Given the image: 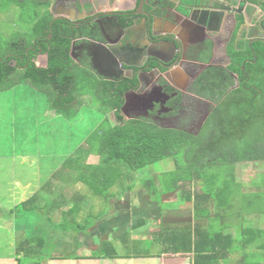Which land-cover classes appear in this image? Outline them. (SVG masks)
<instances>
[{
  "label": "trees",
  "instance_id": "obj_1",
  "mask_svg": "<svg viewBox=\"0 0 264 264\" xmlns=\"http://www.w3.org/2000/svg\"><path fill=\"white\" fill-rule=\"evenodd\" d=\"M246 2L264 13V0ZM49 7L50 2L44 0H0V14L12 12L14 20L11 21L20 27L9 36L0 34V93L10 92L17 98L21 87L28 89L25 95L45 93L48 102L45 111H54L58 117L71 121L76 114L74 108L81 104L79 98L85 93L83 83L90 82L96 96L99 97V92L103 95V106L113 111L115 122L105 118L64 159L60 169L51 175L52 180L42 188L50 192L51 182L58 180L68 184L82 183L95 197L107 201L116 196L110 193L112 188L125 185L131 188L140 173L149 172L151 167L171 158L174 168L163 174V193H175L183 182L204 188L203 195L189 193L178 200L192 203L194 220L206 221L207 227L169 225L154 239L140 240L130 249V234L127 233L122 241L128 244V253L132 254L128 256L142 263L147 261L144 264L159 262L168 254L186 256L190 264H264V229L244 221L246 216H264V175L253 191L244 189L235 176L239 163L264 162V39L251 41L243 29L244 17L238 16L227 46L230 64L226 68L207 69L195 82L194 93L213 101L215 106L198 134H192L162 128L146 119L126 120L121 112L125 94L138 89V78L119 83L100 80L92 71L90 60L82 63L73 60L70 55L73 42L83 37L98 38L96 28L67 25L65 21L54 19ZM132 23L131 20L122 26ZM41 55L47 57L46 67L37 65ZM206 58L202 60H210ZM151 68L166 71L158 63H151ZM234 76H237L238 86ZM168 90L175 91L170 86ZM181 102L179 94L170 103L173 112L169 116L177 114ZM23 108L33 110V105L18 107L16 104L8 110L22 114L12 123L15 134L10 142L13 144L21 140V136L27 138L21 128L23 121L32 126L38 124L36 115H23ZM5 154L9 156L11 152ZM91 155L99 157L98 164L86 163ZM141 183L159 200L161 194L153 178ZM40 200L33 196L18 204L12 211L13 216L17 215L14 218L36 215L42 220V212L49 216L52 211L60 212L61 201L53 199L41 205ZM80 201L85 202V196ZM80 201L75 200L76 204L63 213L61 231L78 233L94 225L92 214L84 225L76 221ZM33 232L27 233L16 247L18 264H42L45 259L55 257L54 238L49 236L48 239L37 230ZM155 248L161 249L153 254ZM57 252L61 254L60 250ZM237 253L241 256L235 259ZM59 256L65 261L80 259L71 253ZM94 258L117 260L120 257L113 243L103 241L89 259Z\"/></svg>",
  "mask_w": 264,
  "mask_h": 264
},
{
  "label": "rangeland",
  "instance_id": "obj_2",
  "mask_svg": "<svg viewBox=\"0 0 264 264\" xmlns=\"http://www.w3.org/2000/svg\"><path fill=\"white\" fill-rule=\"evenodd\" d=\"M13 16L12 12L0 14V34L9 36L19 27L11 21L14 20ZM44 61V58H39L37 65L44 66ZM83 84L85 90L83 92L85 93L80 96L81 104L74 108L76 114L71 121L57 115L53 118V112L48 114V116L52 115L51 117L45 116V108L48 107L45 93L37 92L34 93L35 95H25V90H28L26 87H21L19 96L16 94L17 98L13 97L10 92L0 93V155L5 154L6 151L12 152V150H15L17 154L9 158H0V163L8 170L6 174L0 173V177L5 176L4 180L0 182L2 184H0V193L2 192L0 207L7 211V213L0 211V264H18L16 247L26 238L27 233L32 234L34 230L48 239L49 236L54 238L55 257H46L47 259L42 264H144L147 261L142 263L134 257V259L129 257L132 254L129 255L128 249L132 248L133 243L154 239L156 234L161 233L162 228L169 225L180 227L191 225L192 228L203 229L207 227L206 221L194 220L192 203L178 200L179 197H185L189 193L194 196L203 195L205 193L204 188L183 182L179 184V189L175 193H163L165 188L163 174L174 168V161L171 158L151 167L149 172L140 173L139 179L135 184H132L131 188H126V185L112 188L110 193L116 194V196L107 201L104 198L95 197L91 189L82 183L68 184L58 180L57 183L51 182L52 189L50 192L42 188L47 181L52 180L50 179L51 175L60 169L64 159L69 157L80 142L91 131L95 130L105 118H108L112 123L115 122L113 111L103 106V95L99 92V97H97L90 82ZM29 92L32 91L29 90ZM133 98L131 97L132 100L128 102V107L125 110L126 120L132 118L146 119L162 128H175L194 134L199 132L201 123L209 116L213 106V103L209 101L207 103L200 101L201 105L198 112V103L191 101L190 97L186 95L185 100L187 102L182 105L177 117H165L163 120L154 121L148 117L146 112L138 114L131 111L135 103ZM16 104L18 107L26 105L32 107L33 105V110L32 108L28 110L23 108L21 111L23 115L32 116L33 114L35 117L37 114L39 125L32 126L23 121L21 128L24 129L27 138L21 136L22 141L17 140L13 144L10 142V137L12 138V135L15 134L12 123L18 118V114L20 116L22 114L20 111L10 110L9 112L8 110ZM167 112L169 110L164 113ZM7 113L13 116L8 118ZM37 129L40 130L39 133L35 132ZM44 130H47L46 135ZM3 143H6V146H3ZM22 152L41 155L30 158L20 157L19 154ZM99 161L98 156L91 155L87 158L86 163L95 165ZM263 175L264 162L239 163L235 168L237 182L249 191L254 190L255 184L260 183ZM147 178L154 179L156 190L161 194L159 200H157L155 193H149L147 189L143 188L141 182ZM33 196H38L41 199V205L53 199L61 201L60 212L52 211L51 217L46 212H42V216L40 215L42 220L36 215L14 218L16 214L13 216V209ZM82 196H85V202L80 201ZM74 199L81 202L76 221L84 225L87 217L92 214L95 216L94 225L78 233H65L60 230V225L64 223L63 213L68 212L76 204ZM209 202L213 208L214 201L211 199ZM105 211L106 213H103ZM211 213L213 216V209ZM244 221L247 225L264 229V216H246ZM127 233L130 234L131 247L122 241ZM103 241L114 244L119 253V259H89L93 258V252L98 249ZM161 248H155L152 251L153 254ZM58 250L61 251V254L71 253L80 259L72 258L65 261L59 258L61 254L57 252ZM240 256L241 253H237L235 259ZM149 264L190 263L186 256L168 254L163 256L159 262ZM221 264H227V262Z\"/></svg>",
  "mask_w": 264,
  "mask_h": 264
},
{
  "label": "crops",
  "instance_id": "obj_3",
  "mask_svg": "<svg viewBox=\"0 0 264 264\" xmlns=\"http://www.w3.org/2000/svg\"><path fill=\"white\" fill-rule=\"evenodd\" d=\"M128 1H131V6L133 7L134 5L132 0H115V2H109V4L104 5L101 10H115L124 6V4ZM149 1L151 2V0ZM162 1L169 3V9H165L164 12L158 16L155 21V30L163 35L170 34L177 36L182 45H184V54L187 56L179 66L174 67L167 73L155 70L148 74L140 75L138 77L139 84L145 92L140 90L129 91L126 94L128 95V102H131V97H134L133 99L135 103L133 104L131 111L138 114H143L142 112L144 111L149 114L153 107L159 103L169 110L168 106H170L171 101L176 98V94L178 93H182L181 95H183V104L187 102V100H185L186 95L190 97L189 99H191V101L198 103V112L201 105L200 101L206 103L209 101L213 103V108L215 106L213 101L207 98H202L194 93L195 82L202 73L211 68L205 67L208 66L211 61L215 64L213 67H228L229 62H227V46L230 43L232 35L236 29L238 16L242 15L244 17L243 29L246 31V35L249 38L252 34L253 37L257 36L259 31L258 23L264 17V13L259 7L251 5L246 2V0H224L227 5L232 7V10H234L235 18L230 16L227 17V15L224 18H219L217 15H212L214 14L213 12L218 9V5H216L217 3L214 0H192L189 3V0ZM226 14H228V12ZM126 37L128 41L132 40L135 45L137 39L135 33L126 35ZM118 42L121 43L119 40ZM149 48H152V45H149ZM132 52V55H137L136 50ZM206 54L208 56L207 58H210L208 61L202 60L206 58ZM45 60V65L41 67H46L47 58ZM219 60H222L223 62L221 64L217 63ZM98 78L103 80L101 77ZM234 78L238 86L237 76H234ZM164 86H171L174 90H177L178 93H174V97H170L168 93L164 91ZM151 96L152 99L149 100ZM52 112L54 113L52 114L53 116H48V114ZM45 116H47V118L51 116L54 118L56 114L54 111L46 110ZM207 118L208 116L201 123L200 129L204 125ZM154 121L159 120L155 119ZM14 155L17 154L16 152L14 153V150H12L9 156L8 154H2L0 155V158H9ZM40 155L41 154L33 155L30 153L19 154L20 157L27 158H30L31 156L38 157ZM2 166L3 165L0 163V173L6 174L8 170L5 166ZM4 178L5 176H1L0 182H2ZM1 195L2 192L0 193V197ZM0 211L3 212L5 210L0 207ZM5 212L7 213V211Z\"/></svg>",
  "mask_w": 264,
  "mask_h": 264
},
{
  "label": "flooded vegetation",
  "instance_id": "obj_4",
  "mask_svg": "<svg viewBox=\"0 0 264 264\" xmlns=\"http://www.w3.org/2000/svg\"><path fill=\"white\" fill-rule=\"evenodd\" d=\"M44 1L50 2L49 10L51 14L53 9L57 13V16H54L52 14L54 19L65 21L67 25L80 29L88 28L94 30V28H96V32L99 37L96 39L83 37L81 40L74 41L72 44L70 55L72 57L73 47L75 44L77 46V50L75 51L76 57L73 60L78 63H82L83 60L86 62H89L90 60L89 64L92 68V71H94L95 75L101 77L103 80L119 83L124 80H132L134 77L138 78L142 74H148L152 71L159 70L156 68L152 69L151 63H158L166 69L165 72L167 73L174 67L179 66L187 56L183 51V54L179 56V59L175 65H173L174 61L172 63L164 65L149 56L152 51V48H149V45H153V43H151L149 27L147 29L148 22L143 12H146L151 16L154 32L158 33L155 30V21L158 16H160L164 12V10L168 8L169 3L166 1L151 0L150 2L149 0H144V6L140 8V0H132L134 5L133 7L131 6V1H128L124 4V6L109 11H102L101 9L104 5L109 4V2H115V0ZM131 20L133 21L132 25L128 27L122 26L123 24L128 23ZM131 33L136 34L137 39L135 45L132 40L128 41L126 37V35H129ZM252 35H250L249 37L251 41L264 39V34L260 30V28L256 37H253ZM157 38H159V36H156V39ZM118 40L121 43H119ZM95 41L102 42L105 46H107V49H103L104 53H102V59H105L106 63H100L98 65L100 70L99 72L95 70L94 63L92 62V53L99 54L101 52L100 47H96L93 45ZM183 48H185L184 45ZM135 50L137 55H132V51ZM163 57L168 60L170 59L169 55ZM39 58L46 59V56L41 55L38 57V59ZM120 58L124 60L127 59L132 64V66L128 67L121 63L117 64L116 60L118 62ZM227 59V62H229L230 64V59L228 57ZM222 62V60L217 61V63L220 64ZM168 87L169 86H164V91H166L170 97H174V93H178L177 90H175L174 92H170L168 90ZM139 90L145 92L140 84L138 89L135 91ZM179 94L180 93L176 94V97ZM181 96L182 102L180 104V109L175 116H169V114L173 112L172 107L168 106L170 110L169 113H164L167 109L159 103L153 107L151 112L148 114V117L154 120H163L165 117H177L183 105V95Z\"/></svg>",
  "mask_w": 264,
  "mask_h": 264
},
{
  "label": "water",
  "instance_id": "obj_5",
  "mask_svg": "<svg viewBox=\"0 0 264 264\" xmlns=\"http://www.w3.org/2000/svg\"><path fill=\"white\" fill-rule=\"evenodd\" d=\"M214 1L217 3L216 5H218V9H216L213 12L214 14L212 15L214 16L217 15V17L219 18H224L226 15L227 17L230 16V17L235 18L234 10H232V7L227 5V3L224 0L223 1L214 0ZM143 6H144V0H140V8H142ZM227 12L228 14H226ZM52 14L54 16H57V13L54 11V9L52 10ZM143 14L146 16V20L148 22L147 29L149 27L151 43H153L152 51L149 56L156 59L159 63H162L164 65L168 63H172L173 61H174L173 65H175L179 59V56H181L184 51V48H183V45L180 39H178L177 36L175 35H170V34L163 35V34H158L154 32L151 16L146 12H143ZM258 27L264 34V17L259 21ZM156 36H159V38L156 39ZM93 45L101 48V50L99 49L101 51L99 54L92 53V62L94 63V66H95L94 68L96 71L99 72L100 70H99L98 65L100 63H106L105 59H102V53H104L103 49L104 50L107 49V46H105L102 42H98V41H95ZM76 50H77V46L74 44L73 53H72L73 59L76 57L75 56ZM166 55L170 56L169 60L163 57ZM116 63L117 64L121 63L128 67L132 66V64L127 59L124 60L120 58L118 62L116 60ZM46 66H47V63H46ZM213 66H215V64L213 61H211V63H209V65L205 67L207 68V67H213ZM151 99H152V96L149 98V100ZM127 107H128V95H125V104L121 109V112L124 116H125V113H126L125 110Z\"/></svg>",
  "mask_w": 264,
  "mask_h": 264
},
{
  "label": "clouds",
  "instance_id": "obj_6",
  "mask_svg": "<svg viewBox=\"0 0 264 264\" xmlns=\"http://www.w3.org/2000/svg\"><path fill=\"white\" fill-rule=\"evenodd\" d=\"M47 58V57H46Z\"/></svg>",
  "mask_w": 264,
  "mask_h": 264
}]
</instances>
